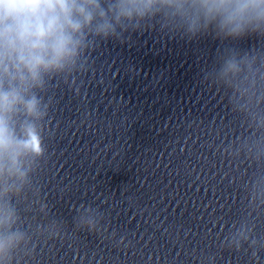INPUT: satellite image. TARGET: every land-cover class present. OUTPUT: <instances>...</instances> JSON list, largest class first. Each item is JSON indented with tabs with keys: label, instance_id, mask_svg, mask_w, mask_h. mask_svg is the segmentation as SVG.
Masks as SVG:
<instances>
[{
	"label": "clouds",
	"instance_id": "1",
	"mask_svg": "<svg viewBox=\"0 0 264 264\" xmlns=\"http://www.w3.org/2000/svg\"><path fill=\"white\" fill-rule=\"evenodd\" d=\"M161 9L187 24L190 32L214 26L218 36L238 38L248 30L264 29V0H0V258L22 239L9 231L13 212L6 199L26 172L21 156L43 151L31 121L22 136L13 116L22 108L39 117L40 100L34 88L44 77L74 63L85 47L86 35L108 37L117 26ZM229 62L225 71H236Z\"/></svg>",
	"mask_w": 264,
	"mask_h": 264
}]
</instances>
